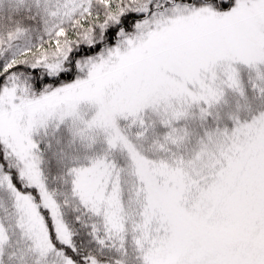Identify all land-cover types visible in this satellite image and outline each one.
<instances>
[{
	"label": "snow or ice",
	"instance_id": "6c2138e0",
	"mask_svg": "<svg viewBox=\"0 0 264 264\" xmlns=\"http://www.w3.org/2000/svg\"><path fill=\"white\" fill-rule=\"evenodd\" d=\"M0 264H264V0H0Z\"/></svg>",
	"mask_w": 264,
	"mask_h": 264
}]
</instances>
